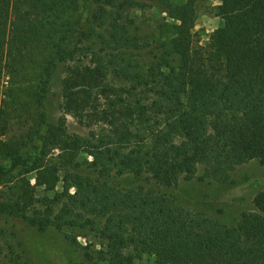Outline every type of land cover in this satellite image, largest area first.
<instances>
[{
    "label": "trees",
    "instance_id": "16d2710c",
    "mask_svg": "<svg viewBox=\"0 0 264 264\" xmlns=\"http://www.w3.org/2000/svg\"><path fill=\"white\" fill-rule=\"evenodd\" d=\"M198 2L0 0V218L78 231L79 264H264V189L233 227L166 193L201 164L224 184L264 164V0H219L204 43ZM146 7L165 20L140 27L133 11ZM68 117L87 134L69 133ZM34 173L54 198L37 196ZM128 175L138 184L115 181ZM0 264L31 263L0 242Z\"/></svg>",
    "mask_w": 264,
    "mask_h": 264
},
{
    "label": "rangeland",
    "instance_id": "374dc122",
    "mask_svg": "<svg viewBox=\"0 0 264 264\" xmlns=\"http://www.w3.org/2000/svg\"><path fill=\"white\" fill-rule=\"evenodd\" d=\"M219 3V0H199L194 29L196 42L204 43L211 32L220 26L221 19L216 16ZM166 16L167 14L162 10L151 7L133 11L136 24L144 29L156 27V22L162 23ZM61 78V74L56 78L48 100L49 112L56 119L62 114ZM7 84L8 77H3L0 80V99L4 96ZM68 131L71 134L83 136L87 134V130L80 127L72 117H68ZM30 177L36 186L38 197L49 195L54 198L53 194L44 190L39 174L34 173ZM115 181L127 186L138 184L131 175L117 178ZM231 181L228 184L216 181L208 173L206 165L201 164L191 183L182 180L179 188L167 189L166 193L175 200L176 205L184 206L192 212L233 227L237 225L241 213L253 206L257 193L264 189V164L259 160H253L236 167L231 174ZM59 191H62L61 186ZM68 233L72 234L68 236ZM0 234V242L3 245L23 249L31 264H55L52 262L51 255L60 246L63 248L67 264H79L83 261V246L86 245V240L82 236L77 239L79 244L72 240L73 234H79L78 231L70 232L51 228L42 232L33 227L24 216H18L0 218ZM143 260V264H154L153 259L148 256H145Z\"/></svg>",
    "mask_w": 264,
    "mask_h": 264
}]
</instances>
